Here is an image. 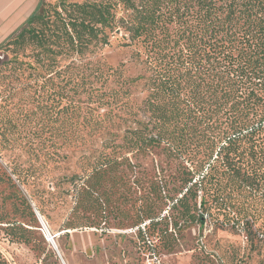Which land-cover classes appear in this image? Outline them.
Instances as JSON below:
<instances>
[{
    "label": "trees",
    "instance_id": "1",
    "mask_svg": "<svg viewBox=\"0 0 264 264\" xmlns=\"http://www.w3.org/2000/svg\"><path fill=\"white\" fill-rule=\"evenodd\" d=\"M25 24L12 42L32 53L15 58L12 68L29 72L27 86L43 102L41 131L48 136L27 143L33 158L11 173L21 185L32 180L40 198L48 192L41 184L52 176L67 185L55 203L69 210L65 233L104 220L110 205L97 192L108 182L178 185L172 205L191 220L200 212L202 222L225 196L220 185L246 187L261 178L264 0H41ZM112 36L130 48L128 62L95 57ZM138 65L140 74L128 73ZM136 93L142 97L136 100ZM149 157L156 160L153 179L143 166ZM84 194L92 202L78 213ZM146 197L141 219L152 218L162 198ZM222 208L229 223L247 236L259 231L264 240V225L255 230L253 214ZM37 211L43 215L41 207L29 211L35 221ZM23 228L0 217L7 235ZM0 264H7L1 251Z\"/></svg>",
    "mask_w": 264,
    "mask_h": 264
},
{
    "label": "rangeland",
    "instance_id": "2",
    "mask_svg": "<svg viewBox=\"0 0 264 264\" xmlns=\"http://www.w3.org/2000/svg\"><path fill=\"white\" fill-rule=\"evenodd\" d=\"M44 1L53 4L57 0ZM25 26L24 22L0 44V217L4 221L19 220L24 227L15 230L13 235L0 230V251L7 264H41L44 257V264H264V240L259 231L247 236L241 226L229 223L221 214L224 204L231 205L233 209L253 214L255 230L264 225V164L257 172L261 178L253 185H220L225 196L223 200H214L216 205L209 215L202 216V222L198 220L200 212L191 220L181 216L179 207L172 205V198L179 196L178 185H110L108 182L97 192L99 200L110 205L103 214L104 220L92 227L82 225L65 233L62 223L69 210H59L55 203L63 197L62 190L67 185H58L52 176L49 183L41 184L48 192L40 198L35 193L38 186L32 180L28 185H21L11 173L17 163L27 165L25 160L33 158L26 152L27 143H36L48 136V132L41 131L47 122L39 109L43 102L34 101L31 98L34 89L27 86L33 82L29 72L12 68L15 58L24 59L23 55L32 53L31 46L17 49L12 42ZM119 41L112 36L110 43L98 50L95 57L112 65L128 62L130 48L120 46ZM131 69L128 71L131 75L141 72L139 65ZM140 94L133 97L140 99ZM49 105L51 101L44 104ZM61 105H55L52 110L57 111ZM60 120L59 117L55 125ZM17 157L20 159H14ZM155 162L151 157L143 160L152 179ZM23 166L17 167L24 169ZM147 193L162 198L153 217L141 219L138 213L149 202ZM24 199L31 210L41 207L43 215L38 211L37 214L42 221L32 219ZM73 199L71 194L67 196L69 206ZM80 200L83 207L78 213H83L92 201L85 194Z\"/></svg>",
    "mask_w": 264,
    "mask_h": 264
},
{
    "label": "crops",
    "instance_id": "3",
    "mask_svg": "<svg viewBox=\"0 0 264 264\" xmlns=\"http://www.w3.org/2000/svg\"><path fill=\"white\" fill-rule=\"evenodd\" d=\"M38 0H0V44L35 11Z\"/></svg>",
    "mask_w": 264,
    "mask_h": 264
},
{
    "label": "water",
    "instance_id": "4",
    "mask_svg": "<svg viewBox=\"0 0 264 264\" xmlns=\"http://www.w3.org/2000/svg\"><path fill=\"white\" fill-rule=\"evenodd\" d=\"M36 215H37V218L39 219V220H41V218H40V216L36 213ZM42 221V220H41Z\"/></svg>",
    "mask_w": 264,
    "mask_h": 264
}]
</instances>
